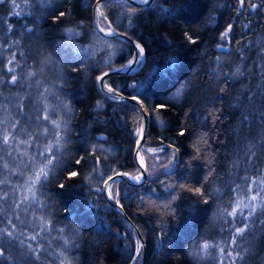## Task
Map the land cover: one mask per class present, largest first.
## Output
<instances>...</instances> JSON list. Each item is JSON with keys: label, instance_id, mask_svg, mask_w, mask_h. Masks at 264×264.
Segmentation results:
<instances>
[{"label": "trees", "instance_id": "obj_1", "mask_svg": "<svg viewBox=\"0 0 264 264\" xmlns=\"http://www.w3.org/2000/svg\"><path fill=\"white\" fill-rule=\"evenodd\" d=\"M95 2L51 0V6L39 14L30 3L22 15L17 16L9 15L15 12L5 0L0 5V78L8 80L9 73L5 72L7 61L14 53L19 64L27 62L28 70L35 71L42 63L48 64L50 72L55 73L60 97L71 105L74 118L70 125V142L66 145V150L71 151L70 156L66 157L62 151L60 160L64 164L63 170H57L60 179L54 180L46 189L52 198L49 203L53 205L54 220L58 227L74 228L81 233L79 247L70 253L76 258L74 264H129L128 256L132 254L131 243L136 239L135 232L103 194L96 191L98 180H93L92 187H89L85 177L92 171L91 163L76 165L74 159L87 156L89 146L97 145L102 149L97 154L105 164L102 171L107 172L111 167L116 171L135 174L138 169L133 156L136 141L134 129L138 127L134 103L107 100L99 92L96 80L97 76L108 70L105 64L109 53L123 47V51L117 52L111 61L117 67L126 62L128 53L134 49L118 37L102 39L103 35L95 31ZM255 2L259 3L260 0ZM158 3L172 9L167 17L159 14V8L149 6L131 17V26L121 16L124 11L122 6L113 4L107 10L110 21L114 25L119 24L120 31L140 41L146 51L145 62L138 71L114 74L108 79L114 86H119L124 94L131 95L133 90L124 87L126 84L133 80L137 83L145 81L146 77L151 81L152 76L155 77V86L146 91L145 102L152 105L167 103L168 107L159 113V118L166 123L161 127L156 117L150 120L145 147L155 149L160 147L162 141L165 144L175 142L176 147L180 148V166L170 177L163 175L162 170L148 175L143 186H131L125 180H119L124 197L121 203L144 233L145 264H197L189 255L191 246L202 240L222 242L228 237L229 225L217 219L214 213L227 204L228 192L234 184H244L246 175H256L245 152L246 145L254 142L258 129L254 126L251 134L246 129H240L245 138H239L236 129L242 109L233 105L237 103V97L241 98L243 104L248 103L245 87L256 92L257 85L264 83L257 66L261 63L259 50L264 48V9L254 11L247 6L240 8L238 0H158ZM61 11L66 15L56 20L54 17ZM7 23L14 26L12 31L7 29ZM228 24L233 25L229 34L231 43L225 49L218 48V44L226 43L219 37ZM185 32L198 37L197 43H189L184 37ZM14 41L19 43L14 44ZM90 46H94V49ZM240 51L245 53L243 60ZM173 56L178 61L177 66L165 72V65ZM217 56L222 58L228 71H233L238 65L252 71H246L244 77L228 81L222 93L219 88L224 84L213 79L210 72L211 68L216 67ZM184 81L190 82L188 91L180 98H172ZM17 92L26 95L25 89L0 85V103L3 97L14 96ZM97 101L101 103L100 108L96 107ZM12 109L14 115H20L19 120L26 116V107L23 113ZM213 109L218 110L216 116L219 119L215 122L208 117ZM181 128L187 129L184 136H178ZM201 133L207 134V150L201 151V158L193 160L192 167L188 168L184 162L196 155L192 144ZM261 159L264 160V156ZM208 161H211L210 165ZM148 162L152 163L151 160ZM53 163L56 161L53 160ZM257 163L260 169H264V163ZM209 168L213 169L211 175ZM72 170H76L78 175L69 179L68 173ZM161 181L186 185L176 190L174 195L177 199L172 201L169 208L163 207L168 192ZM60 183H64L65 188L61 189L58 186ZM201 186L205 192L221 188V197H213L204 203L203 197L189 191V188ZM137 193L145 197L143 204ZM149 196L155 203L148 200ZM90 204L96 207H89ZM193 207L196 209L194 212ZM64 208L70 210V215L63 212ZM222 228L224 231H221ZM254 228L257 232L264 231V225L259 224L258 219ZM126 232L133 234L125 238ZM161 232L165 234L163 237ZM161 239L165 241L163 249L160 247ZM4 244L0 240V245ZM16 247L9 249L5 257H0V264H16L15 260L6 259L9 252L16 256ZM262 257L264 238L258 236L250 264H260ZM143 259L144 254L140 263ZM199 264H219L218 253L213 252L212 256L205 257Z\"/></svg>", "mask_w": 264, "mask_h": 264}, {"label": "snow or ice", "instance_id": "obj_2", "mask_svg": "<svg viewBox=\"0 0 264 264\" xmlns=\"http://www.w3.org/2000/svg\"><path fill=\"white\" fill-rule=\"evenodd\" d=\"M25 3L28 0H24ZM51 2V0H47ZM15 8L20 5L17 0H11ZM115 4L122 6L124 11L121 13L123 19H127L129 26L132 24L134 15L143 12L149 6L159 8L161 15L167 17L172 9L165 7L158 3V0H96V28L95 31L103 33L102 39L108 37L117 38L126 36V33L118 31L119 24L114 25L108 19V9ZM135 4L138 7H132ZM240 8L245 6L252 10L264 9V0L256 3L255 0H238ZM240 9L238 8L237 11ZM20 15V12L9 15ZM66 15L61 11L58 16L54 18L60 20ZM247 27V25H245ZM14 26L7 23V29L12 31ZM233 29L232 24H228L225 30L220 33V40L225 41L224 44H218L217 47L225 49L231 43L230 33ZM69 32L72 29H68ZM185 39L191 43L196 44L198 37L194 38L189 32L184 33ZM18 44L19 41H14ZM119 43V41H118ZM8 47V45H4ZM94 49V46H90ZM135 51L129 52V58L125 63L118 67L112 65V59L117 55V52L123 51V47L118 48L108 54L105 66L108 71L102 72L96 77L100 90L105 92V97L109 100L124 102L127 100L133 101L134 111L138 117L136 123L138 127L134 129L136 136V155L138 158L139 167L135 174L129 172H119L111 167L107 172L102 171L105 164L97 154L102 151L97 145H90L87 156H80L75 159L76 165L82 163H91L92 171L85 177L88 180L89 187H92V181L98 180L96 191L99 194L106 196L107 200L114 201L123 209L121 199L123 195L119 188L120 181L117 177H126L132 182L131 186L145 183V173L149 176L160 173L166 177H170L180 166V148L176 147L175 142L167 144L161 142L159 148H146L147 141V121L156 117L157 122L161 127L165 126V121L159 118V113L168 107L167 103L152 105L150 102L146 103V91L155 86V77L152 76L151 81L146 77L145 81L137 83L133 80L124 87L133 90L130 96H125L119 86H114L109 82L111 74L116 73H134L138 67H141L143 61L146 59L145 47L139 43L134 44ZM91 54V53H89ZM241 59H245L244 51H240ZM261 63L257 65L261 72V79L264 80V48L259 50ZM177 59L175 56L170 57L168 63L165 65V72L175 69L177 66ZM7 72L10 74L7 81L0 79V85L8 84L16 86L19 89L30 88L33 83L40 85L41 81L35 79L37 73L28 70L27 62L23 65L19 64L16 59V54L7 61ZM215 68H211V76L218 83L224 84L220 87V92H225L227 82L244 77L245 72H251V68L246 66L242 68L237 66L233 71H228L222 62L220 56L215 57ZM17 69L19 75H17ZM43 69H41L42 71ZM159 71V70H158ZM152 74H150L151 76ZM190 86L189 81H184L180 87L172 94V98L182 97ZM53 87H44L43 91L39 93V100L43 101L42 108L39 114L35 117V129L29 131L31 124L25 126V123L19 119L13 118L10 106L16 110L17 113H22L27 105H31V93L26 95L17 92L14 96L4 98L7 102L0 103V240L5 242L0 245V257H5V253L11 248H15L18 244L22 251H19L15 257L9 252L6 259H13L16 264H35L40 260L41 256H50L54 259L49 264H74L75 257L70 253L73 249L79 247V238L81 233L74 228L58 227L54 220L55 212L52 210L53 205L49 203L52 199L46 191L47 186L54 180H59L57 170H63V161L60 160L62 151L66 153V145L70 142V125L74 118V111L70 104L58 100V104L53 106L47 103L48 96L58 99V94L53 91ZM244 93L248 103L245 105L241 102V98L237 97V103L233 105L235 108L242 109L240 116L239 127L236 129V134L239 138L244 139V133L240 129H246L248 134H251L253 127L258 129L257 136L252 143L246 145L245 155L248 158V163L253 165V171L256 175L245 176L244 184H234L229 192V200L226 205L218 208L214 213L217 219H222L229 225V235L222 242L202 240L195 242L191 246L189 255L199 264L205 257L212 256L213 252L218 253L219 264H250V260L254 257V249L256 247L257 237L264 238V231L257 232L254 225L259 220V224L264 225V169L259 168V163H264L261 159L264 156V83L257 85V91L253 92L251 88L245 87ZM2 96V93H0ZM143 97V98H142ZM260 97V99H257ZM97 108L101 107L100 101H97ZM63 110V116L60 115V110ZM189 111H192L191 109ZM217 109H213L208 113V117L213 121L218 120L216 116ZM187 115V114H186ZM55 117V118H53ZM64 117H67L65 119ZM187 129L181 128L178 136H184ZM206 133H201L193 142L192 147L196 155L184 162L188 168L192 167V161L200 159L201 151L207 150ZM21 137H25L21 139ZM167 139V138H165ZM147 157V159H146ZM53 160L56 163H53ZM151 160L150 164L148 161ZM70 162V161H69ZM156 162H159L158 164ZM209 165L211 161H208ZM213 169L209 168V175ZM248 169H245L247 172ZM78 172L72 170L68 173V178L76 177ZM12 177H17V182L13 183ZM159 177L157 176V179ZM207 179V177H206ZM165 191L168 192L167 201L163 204L164 208H169L172 201L177 199L174 195L178 188H184V184L165 183ZM61 189L65 188L64 183L58 185ZM130 186V187H131ZM154 191V190H153ZM189 191H194L204 198V203H208L209 199L221 197V188L217 187L211 192L203 191V186L196 188H189ZM137 196L143 204L145 197ZM148 200L152 203V198L149 196ZM7 205V207H5ZM89 207H96L95 204H90ZM196 209L193 207L192 211ZM63 212L70 215V210L64 208ZM15 220V222H14ZM239 225V226H237ZM130 228L135 226L129 225ZM57 235L52 237V232ZM221 231H224L222 228ZM131 232L124 233V237L132 235ZM144 233L140 230L135 231L136 239L131 243V252L128 260L131 264H140V259L143 254ZM165 234L161 232L163 237ZM53 241L58 243V246L53 249ZM35 242V243H32ZM160 247L163 249L165 241L161 239ZM242 242V243H241ZM127 247V246H126ZM260 264H264V257L261 258Z\"/></svg>", "mask_w": 264, "mask_h": 264}, {"label": "rangeland", "instance_id": "obj_3", "mask_svg": "<svg viewBox=\"0 0 264 264\" xmlns=\"http://www.w3.org/2000/svg\"><path fill=\"white\" fill-rule=\"evenodd\" d=\"M17 3L20 5L19 8H15L12 3L11 0H8V6L11 7L13 9L14 12H20V15H22V13L24 12L23 10L27 8V6L31 5L34 6V10L37 14L41 13L46 7H50L51 4H49V2H47V0H28L27 3L22 2V0H17ZM41 69H43L41 71ZM51 70H49V65L48 64H38V66L36 67V70L34 72L37 73L35 79L40 80L41 84L40 85H36L35 83L32 84V86L30 88H25L26 94L31 93V105H27L26 104V108L27 110L24 112L26 114V116L24 115L21 119L22 122L25 123V126L27 127L28 124H31L32 127L29 128V131H32L35 129V117L39 114L41 108H42V104L44 103L43 101L39 100V93L41 91H43L44 87H53V91L56 92L58 94V99H54L52 96H48L47 98V103L50 105H57L58 104V100L63 101L62 98L60 97V86L57 82V79L55 78V73L54 72H50ZM7 74V69L5 71ZM1 75V72H0ZM2 75H6V74H2ZM18 75V74H17ZM10 76V74H8V77ZM2 77V76H1ZM4 78V77H2ZM0 78V79H2ZM7 96L3 97L6 98ZM7 101L5 99H3V101L1 103H6ZM11 114L13 118L19 119L20 115L17 117L16 115H14L13 113V109L10 108ZM23 113V112H22ZM60 115L63 116V110H60ZM55 118V117H53ZM25 137H21V139H24ZM70 150L67 148L66 150V157L70 156ZM16 178V179H15ZM13 180V183L17 182V177H12L11 178ZM5 207H7V205H5ZM15 222V220H14ZM58 226V225H57ZM54 234L57 235V233L54 231L52 232V237H55ZM35 243V242H32ZM58 246V243L53 241L52 243V247L53 249H55ZM19 251H22L21 247L17 244V247L15 249L16 255H18ZM50 256H41L39 261H36L35 264H49L48 262L52 261L48 260L47 258H49ZM52 258V257H51ZM47 259V262L45 261Z\"/></svg>", "mask_w": 264, "mask_h": 264}, {"label": "water", "instance_id": "obj_4", "mask_svg": "<svg viewBox=\"0 0 264 264\" xmlns=\"http://www.w3.org/2000/svg\"><path fill=\"white\" fill-rule=\"evenodd\" d=\"M4 1L5 0H0V5L2 4V3H4ZM95 5H96V2H95V4H94V6H93V15H94V17H93V25H94V28H96V24H97V20H96V12H95ZM133 5H135V4H133ZM109 19V18H108ZM110 20V19H109ZM118 31L119 32H121V33H125V32H122V31H120L119 29H118ZM101 35H103V33H100ZM118 38H120V39H122L123 41H125V42H127V43H129L130 45H132V47H133V49H134V44H135V42H139V43H141L140 41H138L137 39H134L132 36H130L129 34H127L126 33V36H123V37H118ZM142 44V43H141ZM143 45V44H142ZM134 51H135V49H134ZM144 62H145V60L143 61V64H144ZM143 64H142V66H143ZM141 66V67H142ZM118 67V66H117ZM141 67H138L137 68V70L136 71H138ZM106 71H108V70H106ZM135 73V72H134ZM114 74H116V73H113V74H111L110 76H112V75H114ZM120 74V73H119ZM130 74V73H129ZM97 87H98V90H99V92L102 94V96L104 97V98H106L105 97V92H106V90H105V92H102L101 90H100V85L98 84V82H97ZM125 96H130V95H126V94H124ZM107 99V98H106ZM107 100H109V99H107ZM109 101H112V102H116V103H135V102H133V101H130V100H127V101H124V102H120V101H113V100H109ZM149 124H150V121H147V135H148V131H149ZM133 156H134V162H135V164L137 165V167H139V164H138V158H137V155H136V143H135V146H134V153H133ZM119 172H125V171H122V170H120ZM147 177H148V174L147 173H145V181H146V179H147ZM117 180H125L126 182H128L129 184H131L132 185V182L131 181H129L126 177H117ZM135 186H139V185H135ZM104 197H105V199L107 200V198H106V196L105 195H103ZM108 201V203L117 211V212H119L123 217H124V219L126 220V222L128 223V225H132V226H135V227H133V228H131L134 232L138 229V230H140L139 229V227L137 226V224L132 220V218L129 216V214L127 213V211H126V209L124 208V206H123V209H121V207L119 206V205H116L115 203H114V201H109V200H107ZM122 204V203H121ZM143 243H144V249H143V254H144V259H143V261L140 263V264H145V260H146V240H145V238H144V236H143ZM129 264H131V263H129Z\"/></svg>", "mask_w": 264, "mask_h": 264}]
</instances>
